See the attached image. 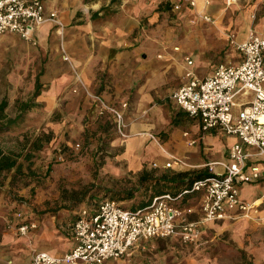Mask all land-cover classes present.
Returning a JSON list of instances; mask_svg holds the SVG:
<instances>
[{
  "label": "crops",
  "instance_id": "crops-1",
  "mask_svg": "<svg viewBox=\"0 0 264 264\" xmlns=\"http://www.w3.org/2000/svg\"><path fill=\"white\" fill-rule=\"evenodd\" d=\"M42 1L47 10H56L64 23L63 45L89 90L112 104L129 103L126 137L116 133L110 114H98L108 119L114 130L110 144L118 149L109 161L113 173L139 175L156 163L159 172L150 170L155 171L154 176L164 173L177 178V173L199 171L208 162L227 158L230 146L239 139L219 130L202 134L199 121L190 118L171 95L186 81L187 70L202 78L219 64L240 62L241 55L229 44L228 34L233 33L237 41L250 33L264 37L262 0H235L229 5L226 0H194L192 6L184 1L174 11L171 6L176 0ZM54 25L46 22L35 32L45 63L35 76L41 84L39 95L45 100L69 98L71 104L88 102L82 89L78 87L74 93L68 88L74 76L59 55ZM25 43L14 33L0 35V48L8 45L9 51L25 48ZM169 155L183 163L164 168ZM245 185L249 184L240 187V196L250 201L263 192L264 176L248 186L252 189L248 193ZM199 197L200 193L191 194L184 204L196 205ZM94 202L68 215L36 218V227L25 233L13 227L0 228V264H27L33 249L53 254L69 251L73 240L68 224L82 208L93 210ZM257 212L264 213V203ZM196 217L197 213L189 215L190 219ZM239 219L246 218L236 214L208 222L200 240L193 244H182L177 236L140 240L124 257L110 258L103 264H264V242L235 250L217 240L224 224ZM160 244L180 248L181 255L157 251Z\"/></svg>",
  "mask_w": 264,
  "mask_h": 264
},
{
  "label": "built area",
  "instance_id": "built-area-1",
  "mask_svg": "<svg viewBox=\"0 0 264 264\" xmlns=\"http://www.w3.org/2000/svg\"><path fill=\"white\" fill-rule=\"evenodd\" d=\"M184 1L194 5V0H176L172 9L179 10ZM233 1L226 0V4ZM204 19L211 21L208 16ZM46 22L62 26L56 10H47L42 0H0V35L14 33L36 44L35 32ZM228 42L241 55L238 64H219L202 78L187 70L186 81L171 95L190 118L199 121L202 134L219 130L239 139L230 146L227 158L206 163L207 175L189 186L153 196L144 207L128 208L109 197L98 198L93 210L82 208L68 224L73 240L69 251L53 254L33 249L27 264H103L124 257L138 241L149 238L177 236L182 244H193L200 240L208 222L236 214L251 217L258 211L264 203V190L248 201L240 196V187L264 176V37L250 33L237 41L231 33ZM65 59L70 61L68 56ZM72 67L75 83L87 94L96 113L110 114L116 133L126 137L129 103L112 104L91 92ZM182 163L181 158L169 155L163 167ZM198 193L196 205L184 204L185 198ZM193 213L197 217L190 219ZM10 227L25 233L35 228L36 222Z\"/></svg>",
  "mask_w": 264,
  "mask_h": 264
},
{
  "label": "rangeland",
  "instance_id": "rangeland-1",
  "mask_svg": "<svg viewBox=\"0 0 264 264\" xmlns=\"http://www.w3.org/2000/svg\"><path fill=\"white\" fill-rule=\"evenodd\" d=\"M262 2L264 4V0ZM171 10L174 11L172 6ZM54 30L58 35L59 55L68 63L74 76L72 59L63 45L64 23L54 25ZM25 45L16 51L6 49L8 45L5 49L0 48V101L7 100L6 114L9 117L18 113L21 101L31 98L35 76L45 66L38 42L26 41ZM68 88L78 92L74 79ZM34 101L37 107L27 110L16 125L0 132V148L16 156L21 172L13 180L8 174L0 185V228H8L28 217L41 219L68 215L95 201L94 198L109 197L117 201L116 193L133 190V198L118 201L127 206L137 198L147 197L157 186L143 187L138 182L140 174L126 171L118 175L111 171L113 164L109 161L118 149L110 144L114 130L108 119L98 116L89 97L88 102L82 100L78 104H71V100L65 97L45 100L40 95ZM152 168L159 170L158 167ZM155 171H151V176L155 177ZM248 186L251 187L250 184L244 187L245 193L252 191ZM6 194L18 199L20 210L13 212L11 202L4 200ZM17 213L21 215L18 217ZM245 218L224 224L217 240L226 242L235 250L261 245L264 242V213L256 212ZM157 247V251L171 250L175 255H181L178 254L180 248L166 244Z\"/></svg>",
  "mask_w": 264,
  "mask_h": 264
},
{
  "label": "trees",
  "instance_id": "trees-1",
  "mask_svg": "<svg viewBox=\"0 0 264 264\" xmlns=\"http://www.w3.org/2000/svg\"><path fill=\"white\" fill-rule=\"evenodd\" d=\"M41 92V84L38 81V77L35 79V87L34 91L32 93V96L30 99L26 101H21L18 105V113L14 117H9L6 114V108H7V100L2 99L0 101V132L10 129L12 125H16L21 119H23V115L26 113L27 110L33 109L37 107V104L34 101V98H36ZM19 165L17 164V158L14 156V154L6 153L0 148V185L3 184L5 181L6 176L8 174H11L12 180L14 178H17L18 175H21V172H19ZM151 171H146L145 169L142 170V172L139 175L138 182L143 187H148L149 185H157L153 188L151 193L147 197H140L137 198L133 203L130 205H127L125 207L128 208H137V207H144L148 205L155 195L163 194L164 192L168 191H174L177 188H183L185 186H189L190 183L196 179L203 177L207 175V172L204 169L199 171H191V172H180L175 174L178 180H175L177 178H171L167 175H161V176H151ZM186 177V179H181ZM145 184H147L145 186ZM161 184H163L161 186ZM159 185V186H158ZM4 200L11 202L13 205V212H17L21 209L19 205V201L17 198L10 197L9 195L4 196ZM115 197L117 201L119 200H126L133 198V190H128L125 192L116 193ZM33 220H36V218L32 219L31 217L26 218L25 220L19 222L21 223H28ZM15 223V222H14ZM18 223V224H19ZM17 225V223H15ZM242 256L245 259V254L242 252ZM244 264H252L251 261H245Z\"/></svg>",
  "mask_w": 264,
  "mask_h": 264
},
{
  "label": "bare ground",
  "instance_id": "bare-ground-1",
  "mask_svg": "<svg viewBox=\"0 0 264 264\" xmlns=\"http://www.w3.org/2000/svg\"><path fill=\"white\" fill-rule=\"evenodd\" d=\"M61 29V28H60Z\"/></svg>",
  "mask_w": 264,
  "mask_h": 264
}]
</instances>
